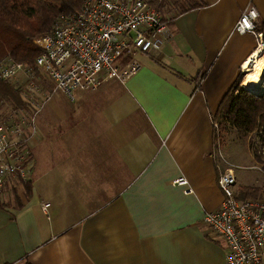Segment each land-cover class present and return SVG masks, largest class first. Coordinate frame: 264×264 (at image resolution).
Returning a JSON list of instances; mask_svg holds the SVG:
<instances>
[{"label":"crops","instance_id":"crops-1","mask_svg":"<svg viewBox=\"0 0 264 264\" xmlns=\"http://www.w3.org/2000/svg\"><path fill=\"white\" fill-rule=\"evenodd\" d=\"M202 2L124 83L41 110L29 186L0 196V264H226L202 220L223 198L212 116L258 43L233 25L247 5L264 25V0Z\"/></svg>","mask_w":264,"mask_h":264},{"label":"built area","instance_id":"built-area-1","mask_svg":"<svg viewBox=\"0 0 264 264\" xmlns=\"http://www.w3.org/2000/svg\"><path fill=\"white\" fill-rule=\"evenodd\" d=\"M255 11L247 5L233 31L255 34L256 49L261 51L264 40L255 30ZM55 21L51 31L33 39L41 50L34 65L9 56L0 60V80L18 87L22 101V106L0 115V196L7 187L19 188L27 181L38 115L53 97L61 94L73 104L77 91H96L107 80L124 83L141 66L135 55L160 51L170 32L169 18L148 0H82L75 12ZM241 69L246 76L243 63ZM212 125L216 181L223 198L202 220L223 240L226 264H264V197L236 199V176L223 155L218 123ZM185 180L179 177L173 182L183 185ZM48 205L42 203L41 208Z\"/></svg>","mask_w":264,"mask_h":264},{"label":"trees","instance_id":"trees-1","mask_svg":"<svg viewBox=\"0 0 264 264\" xmlns=\"http://www.w3.org/2000/svg\"><path fill=\"white\" fill-rule=\"evenodd\" d=\"M81 1L0 0V60L9 56L15 61L34 65V59L41 53V50L33 43V39L51 31L55 20L60 16L75 12ZM148 1L159 10L170 5L169 0ZM202 4V0H173L171 2L177 15ZM255 30L256 32L264 31V25L255 26ZM241 77L242 75L236 77L230 88L226 90L227 92L212 116L218 123L220 142L222 141L220 132L227 129L237 131L244 139L254 132H264V95L255 96L244 90L240 85ZM19 98L20 89L18 87L0 80V115L4 110L8 111L10 107L22 106ZM249 143L254 148L253 143L250 141ZM252 154L253 160L264 167V155H262L264 151L253 149ZM29 183L30 181H26L22 188L27 190ZM14 188L16 187L12 188V193H14L12 197L16 199L17 193ZM259 188L258 185H240L235 192V197L239 200L255 198Z\"/></svg>","mask_w":264,"mask_h":264},{"label":"rangeland","instance_id":"rangeland-1","mask_svg":"<svg viewBox=\"0 0 264 264\" xmlns=\"http://www.w3.org/2000/svg\"><path fill=\"white\" fill-rule=\"evenodd\" d=\"M172 1L173 0H169L168 3L170 5L160 10L164 17H170L176 14L177 11L174 10L171 5ZM261 54H264V50H262ZM139 55L140 54L135 55L136 58L141 57ZM1 110L3 109L1 108ZM220 135L223 144V154H226L228 161L232 164L231 168L234 170L237 182L243 185H258L260 188L255 198L264 197V167H262L260 163H256L255 160H253L254 158L250 157V155L253 156V149L256 151L261 149V152L264 151V132H254L251 134L252 136L250 135L251 138L247 136L245 139L242 138L237 131H229L228 129L221 131ZM248 140L253 143L254 148ZM241 184L237 185L240 186ZM238 186H236L235 192Z\"/></svg>","mask_w":264,"mask_h":264},{"label":"bare ground","instance_id":"bare-ground-1","mask_svg":"<svg viewBox=\"0 0 264 264\" xmlns=\"http://www.w3.org/2000/svg\"><path fill=\"white\" fill-rule=\"evenodd\" d=\"M259 50H254L252 55L243 64L248 70L243 85L251 93H258L259 89H264V54L259 55ZM251 77L256 78L252 79Z\"/></svg>","mask_w":264,"mask_h":264},{"label":"water","instance_id":"water-1","mask_svg":"<svg viewBox=\"0 0 264 264\" xmlns=\"http://www.w3.org/2000/svg\"><path fill=\"white\" fill-rule=\"evenodd\" d=\"M259 90L261 91V94H258V93H251V94H253L255 96H262V95H264V89H259Z\"/></svg>","mask_w":264,"mask_h":264},{"label":"snow or ice","instance_id":"snow-or-ice-1","mask_svg":"<svg viewBox=\"0 0 264 264\" xmlns=\"http://www.w3.org/2000/svg\"><path fill=\"white\" fill-rule=\"evenodd\" d=\"M252 79H255L256 77H251Z\"/></svg>","mask_w":264,"mask_h":264}]
</instances>
